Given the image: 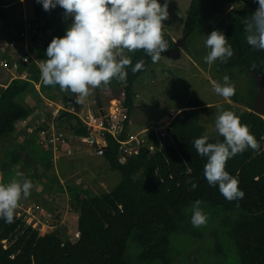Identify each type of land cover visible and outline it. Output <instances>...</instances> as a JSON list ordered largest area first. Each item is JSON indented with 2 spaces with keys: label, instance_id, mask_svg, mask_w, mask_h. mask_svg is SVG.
Instances as JSON below:
<instances>
[{
  "label": "trees",
  "instance_id": "1",
  "mask_svg": "<svg viewBox=\"0 0 264 264\" xmlns=\"http://www.w3.org/2000/svg\"><path fill=\"white\" fill-rule=\"evenodd\" d=\"M224 1L242 3L244 10L234 15L222 32L234 55L227 63L217 60L214 68L230 80L236 77V69L248 75L251 85L246 93L235 92L229 100L242 107L234 113L261 145L260 154L248 149L227 161L226 171L239 181L243 198L227 201L220 195L218 186L210 187L204 178L207 158L197 154L193 142L204 136L205 128L200 120L206 108L199 99L190 100L169 121L165 130L167 135L161 142L154 135L150 136L156 146L153 152L142 150L137 156L120 161L119 145L108 139L103 157L109 169L121 175L120 183L113 190L95 195L73 182L65 184L64 189L58 190L52 184L48 187L50 194L64 190L75 204L78 213L76 239L70 240L67 233L58 228L41 234L38 229L27 225L23 217H18V211H15L11 223L0 219V264H130L126 258L129 240L140 248L137 257L140 264L154 261L170 264V236L184 229L182 224L187 216L182 213L183 209L197 199L203 202L201 205L213 209L239 212L227 228V237L235 246L236 263L264 264V113L260 116L252 110L257 85L248 73V70L256 74L263 72L264 51L249 46L244 31V20L255 12L247 3L258 4L254 0ZM43 11L42 4L34 0L31 23L35 27L39 26ZM204 14L201 0L189 1L183 31L185 37L200 24ZM3 16L4 11L0 10V18ZM46 30L47 27H41V31ZM65 30L66 27L60 23L43 46L33 45L34 59H45L47 46L53 37L64 36ZM163 38L169 48L161 53L162 58L178 48L168 35L163 33ZM3 57L10 59L7 53H3ZM131 60L133 66L143 60V69L133 74L129 67L126 83H114L119 92L125 91L129 113L133 109L134 83L154 64L143 52L131 55ZM20 64L26 78H14L5 87H0V182L5 184L21 169L24 177L31 174L32 179L43 178L54 169L50 152L42 149L30 136L18 142L16 133L20 122L32 116L37 108L36 104L25 102L23 97L30 94L36 98V103L40 102L39 94L54 100L60 89L59 86L43 84L37 62ZM36 85H39V91ZM73 97L61 94L63 105L72 103ZM64 120L70 122L69 130L73 136L88 135L75 114L60 112L58 121L62 124ZM208 142H223V137L218 134L217 138H208ZM50 179L51 183L59 184L54 174ZM189 180L197 185L194 190L187 183ZM45 207L50 213L51 209L47 205Z\"/></svg>",
  "mask_w": 264,
  "mask_h": 264
},
{
  "label": "rangeland",
  "instance_id": "2",
  "mask_svg": "<svg viewBox=\"0 0 264 264\" xmlns=\"http://www.w3.org/2000/svg\"><path fill=\"white\" fill-rule=\"evenodd\" d=\"M24 3H23V2ZM34 0H0V10L4 11V16L0 18V57L7 53L10 61L27 55L28 62L36 61L33 55V45L43 46L49 39L58 24H63L66 29L71 25V18L65 19L63 9L57 6L48 12L43 11L40 19V31L37 33V42L32 43V38L36 34L35 25L31 23L33 15ZM190 0H167L168 19L163 21V33L168 35L177 46L180 47L178 54H172L162 58L143 72L134 83L136 94L133 117L138 124H153L156 121H168L171 116L194 99H199L206 108L201 115L200 123L205 128L204 136L217 138L215 131V118L221 110L236 112L242 107L231 100L216 95L212 90V82L223 83V75L216 72L214 63H205L204 57L209 49L204 45L205 37L212 31L223 32L226 26L231 23L234 15L244 10V5L239 2L228 3L224 0H201L205 9L204 17L200 24L187 37L184 36V25L186 11ZM163 5L165 0H158ZM4 5L6 7H4ZM249 8L257 10L258 6L247 3ZM60 16V18L57 17ZM47 27L46 31H41V27ZM24 35L23 42L17 43L12 48L8 46L11 39L17 40L19 33ZM183 40V45H178ZM25 41V44H24ZM26 46V47H25ZM9 47L11 49H9ZM16 48V49H14ZM27 50V51H26ZM24 54V55H23ZM38 64V63H37ZM21 66V64H20ZM12 72V74H11ZM236 77L230 82L235 86V92L246 93L249 88L250 80L245 72L234 70ZM26 76V72L17 71L10 68L0 67V83H5L8 77ZM5 80V81H4ZM115 80L105 89L98 88L88 98L87 105H80L83 110L88 109L93 113L97 112V106L93 103L96 95L106 106L110 95H118L119 88L114 84ZM39 91V86H35ZM61 94L72 96L69 92H58L54 102L63 106ZM28 94V99L33 96ZM38 104L39 113L45 110V105L41 99ZM257 95V94H256ZM109 97V99H108ZM73 103L67 104L66 110L71 112ZM43 113L46 114L44 111ZM68 121H62L61 128L66 137L77 140V144L72 146V155L62 156L55 162L54 169L46 173L43 178H33L28 174L25 178L31 181L32 189L27 199L23 202H33L32 204L43 207L50 203L55 211L50 213L47 224L50 229L58 228L67 233L70 240L77 238V211L75 204L70 201L66 192L58 191L64 189L65 184L70 183L66 180L73 175L74 180L82 181L80 187L90 192V194H101L113 190L121 181V175L109 169L108 163L103 156L95 154L89 146L82 143L79 138L72 135L69 130ZM21 124V123H20ZM20 124L18 125L20 127ZM21 129L18 128L17 138H21ZM136 133V132H135ZM72 139V140H73ZM25 159V157H23ZM23 169L20 170V172ZM55 175L60 180L59 184L51 183L50 176ZM1 175V173H0ZM1 177V176H0ZM40 179V180H39ZM1 181V180H0ZM87 181L89 185H85ZM57 186V193H49L48 187ZM56 188H53L55 191ZM93 192V193H92ZM49 204V205H50ZM191 208L189 205L183 209L187 219L183 222V230H179L170 236L168 256L170 264H237L236 250L233 242L227 237L228 223H231L239 212H223L220 208H210L201 205L202 210L207 215L206 226L194 228L191 224ZM61 209L62 212L58 210ZM57 210V212H56ZM18 211V209H16ZM46 212V211H45ZM36 217L44 221L45 217L39 212ZM38 224H40L37 221ZM226 224V226L224 225ZM41 230L43 227L39 225ZM140 248L136 243L129 240L126 249V258L130 264H140L137 261ZM144 264H163L159 261Z\"/></svg>",
  "mask_w": 264,
  "mask_h": 264
},
{
  "label": "clouds",
  "instance_id": "3",
  "mask_svg": "<svg viewBox=\"0 0 264 264\" xmlns=\"http://www.w3.org/2000/svg\"><path fill=\"white\" fill-rule=\"evenodd\" d=\"M48 12L57 6L63 9L64 18L71 25L62 37H53L47 46L38 68L45 86H59L61 92L71 93L83 103L98 88H107L113 80L126 83L131 67L133 74L143 69L144 61L134 66L131 55L143 52L157 63L162 52L168 50L163 38V21L168 19L167 0H36ZM257 10L244 20L246 42L255 50L264 51V0H254ZM209 49L204 57L211 65L221 63L234 55L232 46L222 32L212 31L205 37ZM213 92L230 99L235 86L227 75L223 83L213 81ZM215 131L223 142L209 143L207 136L197 138L193 147L197 154L206 157L203 175L210 187L218 186L220 195L231 202L242 199L239 181L226 171L227 161L251 149L260 154L261 145L246 124L232 111L221 110L215 118ZM192 190L197 185L189 180ZM31 181L21 172L8 183L0 182V219L11 223L22 199L30 196ZM203 202L195 200L191 208L194 228L206 226L208 217L201 208Z\"/></svg>",
  "mask_w": 264,
  "mask_h": 264
},
{
  "label": "built area",
  "instance_id": "4",
  "mask_svg": "<svg viewBox=\"0 0 264 264\" xmlns=\"http://www.w3.org/2000/svg\"><path fill=\"white\" fill-rule=\"evenodd\" d=\"M20 36L25 38L23 34ZM14 44L12 41L9 43V46L12 48ZM27 57V55H24L10 61L2 56L0 57V67L17 71L20 63L28 62ZM17 78L25 79L26 76L21 75ZM125 98L126 94L124 90L119 95L111 97L107 105L104 108L102 107V115L99 112L96 100L93 102L98 109L96 113L88 109H78V112L75 113L74 107L71 106V113L77 116L80 124L88 131L87 136L77 138L89 146L95 154L103 156L108 148V139L111 138L119 145L118 159L124 161L128 157L137 156L142 150L153 152L156 146L150 139L151 135H154L158 142H161L166 137L167 133L165 130L169 122L162 123L159 126H149L136 133L130 132L128 130L130 113L125 105ZM41 99L45 105L43 112L45 111L46 114L40 112L37 116L32 115L21 121L20 127L18 126V128L23 133L21 138L18 139V142H21L26 136L35 138L37 144L42 149L52 154L53 163L55 164L64 154L70 155L72 153L69 148L70 137H66L62 131L60 121H58L60 112L65 111L67 113L70 111L66 110L64 105L62 106L54 102V100L47 99L44 96H41ZM32 203L22 201L17 208V216L23 217L27 225H31L33 229H38L41 234H44L48 227H50L47 224V218L51 217V214L38 205H35V203ZM37 212L45 217L44 221L36 217ZM39 225L43 227V230H41Z\"/></svg>",
  "mask_w": 264,
  "mask_h": 264
},
{
  "label": "crops",
  "instance_id": "5",
  "mask_svg": "<svg viewBox=\"0 0 264 264\" xmlns=\"http://www.w3.org/2000/svg\"><path fill=\"white\" fill-rule=\"evenodd\" d=\"M23 2V1H22ZM24 3V2H23ZM4 7H6L5 5H4ZM22 32H20L19 33V35L21 34ZM20 39V40H19ZM18 40H19V42H23V39H21V38H19V36H17V40H14V39H11L9 42H14L15 44L14 45H16L17 46V43H18ZM24 44H25V41H24ZM8 46H9V44H8ZM26 47V46H25ZM9 49H11L10 47H9ZM14 49H16V48H14ZM180 50V47H178L176 50H174L173 52H171V53H169V54H167V55H165L163 58H165L166 56H171L172 54H178V52H180L179 51ZM11 74H12V72H11ZM18 76H12V77H8L7 79H5L6 80V82L5 83H0V87H5L6 86V84L10 81V80H12V79H14V78H17ZM4 80V81H5ZM37 86V85H36ZM39 86V85H38ZM100 89V88H99ZM37 90V89H36ZM121 92V91H120ZM119 92V93H120ZM133 93H134V97H133V109L131 110V112H130V125L128 126V130L130 131V132H139V131H141V130H143V129H145V128H147V127H149V126H159V125H161L162 123H168L174 116H175V114L178 112V111H180V109L178 110V111H176L172 116H171V118L168 120V121H166V122H163V120L161 119V120H159V121H156V122H154L153 124H147V125H142V124H138L136 121H135V119H134V117H133V111H134V107H135V98H136V94H135V91H134V89H133ZM119 95V94H118ZM30 96V95H29ZM116 96V95H115ZM90 97V96H89ZM88 97V98H89ZM109 97H114V95H110ZM109 97H108V99H109ZM88 98L83 102V103H79V106H78V109H82L81 108V106L80 105H87L89 102V100H88ZM96 98H97V95H96ZM99 98V100H100V97H98ZM23 100L25 101V102H27V103H30L31 105H35L36 104V110H35V112H34V116H37L38 115V113H39V109H38V104H39V102L38 103H36V98L33 96V99H31V98H29L28 99V94L27 95H25L24 97H23ZM78 103V102H77ZM100 104H101V107H105V105L100 101ZM74 138H77V137H74ZM18 139V138H17ZM73 138H71V139H69V148L70 149H72V146L74 145H79V144H77L78 142H77V140L78 139H76V140H72ZM72 151V150H71ZM65 156H68V155H66V154H64ZM63 155V156H64ZM70 155H72V153L70 154ZM69 155V156H70ZM61 158H63V157H61ZM60 158V159H61ZM54 167H55V164H54ZM58 178V177H57ZM59 180V182H64V181H66V180H70V182H73V183H75L79 188L82 186L81 185V183H82V181H80L79 179H77V180H74V178H73V175L72 176H70V177H68L66 180H60V179H58ZM84 184L85 185H89L88 184V182L87 181H85L84 182ZM82 187H84V186H82ZM80 189H82V188H80ZM93 193V192H92ZM66 194V193H65ZM68 196V195H67ZM50 203H48L47 204V206L51 209V211H49L50 213H52V212H54L55 211V208L56 207H53L51 204L49 205ZM48 211V210H47ZM59 212H62V210L61 209H59L58 210ZM56 212H57V210H56Z\"/></svg>",
  "mask_w": 264,
  "mask_h": 264
},
{
  "label": "water",
  "instance_id": "6",
  "mask_svg": "<svg viewBox=\"0 0 264 264\" xmlns=\"http://www.w3.org/2000/svg\"><path fill=\"white\" fill-rule=\"evenodd\" d=\"M40 31V26L36 29V34L32 38V43L37 42V33ZM178 45H183V40L178 43ZM179 47V46H178ZM249 75L252 77L253 81L257 85V95L253 101L252 110L257 115H263L264 113V70L261 74H256L251 70H248ZM73 106H74V112H78V103L76 101V98L73 97ZM96 103L99 109L100 114H103L102 107L100 104V100L97 96Z\"/></svg>",
  "mask_w": 264,
  "mask_h": 264
}]
</instances>
